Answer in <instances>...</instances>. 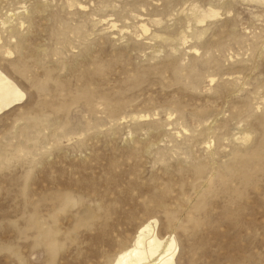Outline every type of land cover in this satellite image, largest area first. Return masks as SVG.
Masks as SVG:
<instances>
[{
  "label": "rangeland",
  "instance_id": "obj_1",
  "mask_svg": "<svg viewBox=\"0 0 264 264\" xmlns=\"http://www.w3.org/2000/svg\"><path fill=\"white\" fill-rule=\"evenodd\" d=\"M100 1L0 0V20L31 17L22 56L0 40L26 92L0 115V264H104L149 217L177 237L176 264H264V2L158 0L173 10L156 37L113 28ZM192 2L220 15L187 28ZM56 189L78 203L53 245L23 220Z\"/></svg>",
  "mask_w": 264,
  "mask_h": 264
},
{
  "label": "bare ground",
  "instance_id": "obj_2",
  "mask_svg": "<svg viewBox=\"0 0 264 264\" xmlns=\"http://www.w3.org/2000/svg\"><path fill=\"white\" fill-rule=\"evenodd\" d=\"M156 1H158V0H125V1L119 0V2L117 0H101L100 4H99V11H104L107 8H111L113 10V12L107 14L109 16L115 15V18L111 19L112 20L111 26L113 28L117 27L120 32H125V31L131 32V27H135V28L141 29L142 35L152 33L153 36L161 37L163 32L165 31L164 30L165 28L161 26L163 23V19L165 16H170L172 14L173 2H169L166 5H163V8L160 9L157 4H154V2H156ZM256 1L264 2V0H256ZM76 2L77 1H73L71 4H74ZM179 2H180L179 0H176L175 4L177 5V4H179ZM260 2H258V3H260ZM36 4H37L36 7H38V8L43 7L40 3H36ZM77 4H79L82 7L84 6L82 3H79V2H77ZM36 7H35V9H36ZM68 7H70V5ZM149 7H152V8L149 10ZM183 11H185V8L182 9V12ZM37 12H39V11H37ZM27 13H28V10H27ZM11 15L15 17L16 14L11 13ZM219 15H220V12L217 8H213L211 6L209 8H202L197 3L192 2L191 6L188 8V13L186 14L184 19L186 20L187 28L191 29L192 24H190V23L192 21H193V23H195L196 27H198V25H201L204 22H206L207 19L214 18V17H217ZM12 16H7L6 18L0 20V40L2 38L1 37L2 32L7 31L8 35L6 38V42L9 45H13L12 50L14 52L18 53L17 54L18 56L19 55L22 56L24 51H25V47H26V40H25L26 38L24 39L22 34L21 35L19 34L20 33L19 28L23 27L25 22H27V21L29 23V21H31V17L30 16H25V17L18 16L17 21L15 23H12L16 19V18H12ZM118 21L122 22V25L120 27H118V25H117ZM150 23H152L153 25H155L157 27L156 29H154V31H151ZM1 27L4 28V29H2L3 31L1 30ZM185 32L181 31L180 33L182 35L179 34V36H181V39L183 40L184 43H186L185 41H187V39L189 37V35H187ZM203 32H204V29L203 30L199 29V31L197 33H195V35L197 34L196 36L198 38L199 36L202 35ZM166 34L168 37L169 36L171 37L174 35L171 32H167ZM175 34H177V33H175ZM5 46L6 45H2V44L0 45V53H1V49ZM10 47H12V46H10ZM8 53H11V51ZM31 57L34 58V55ZM20 58H22V57H20ZM23 58H24V56H23ZM21 72H23V71H21ZM56 75L57 74H55V77H56ZM48 82H49V79H48ZM44 84H47L45 80H44V82L43 81L39 82V87H38V88H40L39 92L45 91L44 90L45 89ZM49 89H51V88H49ZM46 90H48V88ZM54 90H56V89H54ZM25 98H26L25 90L14 79V77H12V75L9 72H7L2 66H0V115L3 114L4 112H6L11 107H13L19 103H23ZM44 108H45V106H44ZM26 111H28V110H26ZM44 114H46V113H44ZM30 116H31V114L28 115L29 119L31 118ZM53 116H55V114H53ZM144 116H146V115L145 114L142 115V117H144ZM35 117H37V116H35ZM139 117H141V116H139ZM35 121H36V122H34L35 126L39 125V127H40L42 125L43 130H44V127L46 128L47 125L48 126L51 125L52 128L54 126L53 125L54 123L53 122L50 123L51 120H48V118L42 119V120L39 119V120H35ZM70 123H71V121H70ZM55 125H57V128L60 127L62 129L65 126V124H60L59 127H58V124H55ZM54 127H56V126H54ZM65 129L66 128H64V130ZM43 130H41V131H43ZM36 131H35V134H36ZM25 132H27V130ZM39 133H40V130H38V134ZM41 133H43V132H41ZM60 133H63V131L62 132L60 131ZM66 135H68V134L65 131L63 136H66ZM28 136H30L29 133H28ZM76 136H77V134H76ZM35 137L36 136H34V138ZM57 138L59 139V137H57ZM28 140H29V137H28ZM48 142H50V141H48ZM222 145H223V143H222ZM28 147L30 148V146H28ZM36 147H37V145H36ZM25 148L20 147L18 149V151L23 152L25 150ZM14 150H15V148H14ZM32 152H33V150H32ZM33 155H34V153H33ZM27 157H28V155H27ZM13 158H14V156H13ZM9 160H8V162H9ZM215 171H217V170H215ZM219 171H220V169H219ZM220 172H222V171H220ZM207 176H209V175H207ZM216 176H217V174H216ZM215 179H216V177H215ZM211 180H212V177H211ZM38 199L39 200H34L31 203L32 206L29 209V213L24 218L23 221H24L25 225L35 226V227L39 228L40 230H42L41 234H43V236H46V237H44V239L45 238L48 239L51 244H53V245L57 244L58 243L57 239H56L57 237L55 238V236L57 234V231H59V230L53 228V225H56V223L59 220V214L58 213L76 206L78 201L75 198V196L73 194H71L70 190H67V189L64 191L56 189L55 192L50 193V194H48L47 191H46V193L43 192L41 194V197H39ZM101 209H102V206L99 205L98 210H101ZM26 211L27 210L25 208V212ZM89 216H90V214H89ZM100 216H102V215H99V216L95 215V218L100 217ZM124 225L127 226L126 221L124 222ZM39 232L40 231L38 230V233ZM133 233H134V235L131 236L130 241L125 242V243L123 242V244L119 245V247L115 250V252L106 258V262L104 264H176L177 263V253H178V249H179L177 237L174 234H163L159 229V223H158L157 218L149 217L145 220L140 221V223L134 227ZM37 236H39V235H37ZM45 241L46 240H44V242ZM121 243H122V241H121Z\"/></svg>",
  "mask_w": 264,
  "mask_h": 264
}]
</instances>
